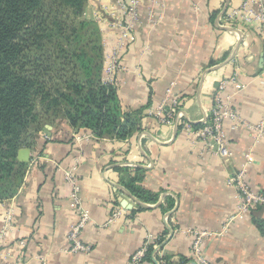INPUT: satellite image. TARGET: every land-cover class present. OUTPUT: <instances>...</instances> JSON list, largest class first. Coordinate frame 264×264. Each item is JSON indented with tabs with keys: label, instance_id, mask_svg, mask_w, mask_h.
I'll list each match as a JSON object with an SVG mask.
<instances>
[{
	"label": "crops",
	"instance_id": "obj_1",
	"mask_svg": "<svg viewBox=\"0 0 264 264\" xmlns=\"http://www.w3.org/2000/svg\"><path fill=\"white\" fill-rule=\"evenodd\" d=\"M242 1L143 0V20L123 52L116 78L121 118H139V127L118 139L87 129L78 132L64 117L45 123L23 185L10 201L0 202V226L7 206L16 212L10 236L0 247V264H130L132 253L148 240L154 251L145 264L181 256L191 259L187 264H199L186 232L191 228L215 232L203 243L213 264H264V205L231 220L239 199L227 184L251 150L247 180L264 193V139L256 144L249 129H233L227 122L231 155L223 159L192 147L185 132L149 114L174 82L185 120L197 124L211 110L219 81L236 74L245 88L234 96L235 108L247 122L262 118L261 28L256 23L224 25L226 13ZM100 3L113 0H89V17ZM103 32L110 49L118 32ZM73 166L91 214L82 234L92 246L87 253L69 251L68 234L77 216L66 172ZM127 167L144 169L143 186L160 194L156 203H145L126 188ZM117 207L126 209L125 215L105 225ZM20 240L27 244L23 253L17 247Z\"/></svg>",
	"mask_w": 264,
	"mask_h": 264
},
{
	"label": "trees",
	"instance_id": "obj_2",
	"mask_svg": "<svg viewBox=\"0 0 264 264\" xmlns=\"http://www.w3.org/2000/svg\"><path fill=\"white\" fill-rule=\"evenodd\" d=\"M87 2L0 0L1 200L18 192L27 170L19 150L32 146L43 120L64 117L78 132L118 139L140 125L131 115L121 118L117 84L103 78L102 33L84 16ZM123 169L131 193L145 203L158 201L160 194L143 186V168ZM153 251L151 244L147 259ZM190 260L181 256L163 264Z\"/></svg>",
	"mask_w": 264,
	"mask_h": 264
},
{
	"label": "built area",
	"instance_id": "obj_3",
	"mask_svg": "<svg viewBox=\"0 0 264 264\" xmlns=\"http://www.w3.org/2000/svg\"><path fill=\"white\" fill-rule=\"evenodd\" d=\"M160 1L153 0L155 3ZM100 4L99 8H95V13L92 16L93 19L99 24L102 31L112 29L118 32L117 41L110 49L106 48V39L103 41L104 52L106 53L103 78L107 82L116 83L117 73L123 67V52L135 41V31L143 20V0H113V3L109 5L105 3ZM105 14H110L114 20L109 22ZM240 23L258 24L264 36V0H243L239 6L226 13L225 26H235ZM262 67L264 72V50ZM174 86L175 83L172 82L167 87L165 97L160 103L149 110V114L157 119L159 123L176 126L180 131L185 132L192 147L196 146L203 153L207 152L223 159H228L231 151L226 127L227 122L231 123L233 129H249L256 144L264 139V97L262 118L256 123L244 120L233 104L234 96L245 88V84L239 80L236 74L222 78L219 81L213 92V106L205 118L199 122L200 125H195L196 123L185 120L184 114L181 111L182 99L180 95L175 93ZM80 139V136H77V140ZM36 159L33 161L36 162ZM253 159V154L250 150L245 155V161L242 166L228 177L227 184L236 189L239 199L237 213L231 217V220L243 217L254 208L264 205V193L254 189L247 180L248 167L253 162ZM76 170V166H73L66 172V179L72 186L70 201L77 216V220L71 225L68 234L70 242L69 251L71 253H87L92 250V246L84 242L82 234L87 224L91 221V214L85 208L81 199ZM3 201L0 200V202ZM125 213L126 209L121 207L115 208L109 215L105 225L112 224L118 218L123 217ZM15 217V208L12 205L7 206L6 212L3 214V224L0 226V247L5 244V241L10 236L11 229H13L15 224ZM186 232L192 238V255L194 259L199 264H213L203 252V243L206 237L214 235L215 232L201 228H191L186 230ZM26 245V240L17 242V247L21 253H23ZM150 245V240H148L137 248L131 255L130 264H145ZM42 264H46V261L43 260Z\"/></svg>",
	"mask_w": 264,
	"mask_h": 264
},
{
	"label": "rangeland",
	"instance_id": "obj_4",
	"mask_svg": "<svg viewBox=\"0 0 264 264\" xmlns=\"http://www.w3.org/2000/svg\"><path fill=\"white\" fill-rule=\"evenodd\" d=\"M88 6H89V0H88V2H87V5H86V9H85V13H84V16L86 17V18H88L89 20H93V21H95L94 19H93V17H89L88 15H87V12L89 11V9H88ZM93 16V15H92ZM96 22V21H95ZM97 23V22H96ZM98 24V23H97ZM99 25V24H98ZM101 29V28H100ZM101 36H102V44H103V41H104V39H105V37H104V32L102 31V29H101ZM103 47H104V44H103ZM105 49V48H104ZM105 53V52H104ZM106 54V53H105ZM105 59V58H104ZM58 118H60V117H58ZM53 119H55V118H49V119H45V120H43L42 121V124H45V123H47V122H50V121H52ZM54 121V120H53ZM38 136H39V133L37 134ZM37 139V138H36ZM33 142V141H32ZM36 143H37V141H34V143L32 144V146L31 147H23V148H29V149H31V151H34L36 148H35V145H36ZM37 155L35 154L34 156H33V158H35ZM29 168H31V166H29V162H26V174H25V176L23 177V179H22V182H21V184H20V186H19V188L23 185V183H24V181H25V178H26V175L28 174V171H29ZM18 191H19V189H18ZM12 197H10V198H6V199H4V201H10L9 199H11ZM1 200V199H0Z\"/></svg>",
	"mask_w": 264,
	"mask_h": 264
},
{
	"label": "water",
	"instance_id": "obj_5",
	"mask_svg": "<svg viewBox=\"0 0 264 264\" xmlns=\"http://www.w3.org/2000/svg\"><path fill=\"white\" fill-rule=\"evenodd\" d=\"M263 60V54L261 61ZM18 157L21 161L28 162L31 157V149L29 148H22L19 150Z\"/></svg>",
	"mask_w": 264,
	"mask_h": 264
}]
</instances>
